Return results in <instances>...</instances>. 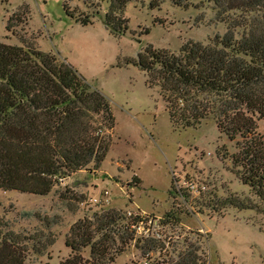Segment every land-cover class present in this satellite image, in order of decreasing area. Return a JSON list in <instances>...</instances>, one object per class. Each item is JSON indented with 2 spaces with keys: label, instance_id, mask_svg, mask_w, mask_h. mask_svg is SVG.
<instances>
[{
  "label": "rangeland",
  "instance_id": "374dc122",
  "mask_svg": "<svg viewBox=\"0 0 264 264\" xmlns=\"http://www.w3.org/2000/svg\"><path fill=\"white\" fill-rule=\"evenodd\" d=\"M229 1L130 0L121 14L127 29L114 36L104 23L108 0H0V41L17 46L29 41L64 59L106 97L114 117L99 168L90 164L45 196L0 190V216L22 238L25 264H56L67 257L71 225L110 208L161 221L174 209L179 220L154 222L148 235L135 233L165 242L162 251L143 256L132 241L111 264L177 259L188 243L199 247L204 264H264V216L233 204L258 203L234 173V142L218 132L212 116L196 127L174 128L158 88L148 87L146 73L133 61L147 45L177 53L188 40L205 44L230 27L240 32L238 25L251 12L230 9ZM85 16L91 24L76 20ZM258 130L264 133V120ZM189 180L196 192L188 190ZM177 188L188 194L177 196ZM88 253L86 248L83 254Z\"/></svg>",
  "mask_w": 264,
  "mask_h": 264
},
{
  "label": "trees",
  "instance_id": "16d2710c",
  "mask_svg": "<svg viewBox=\"0 0 264 264\" xmlns=\"http://www.w3.org/2000/svg\"><path fill=\"white\" fill-rule=\"evenodd\" d=\"M108 1L104 23L119 36L127 29L121 14L130 0ZM229 2L230 9L251 12L238 25L240 32L230 27L205 44L188 40L177 53L147 45L133 61L146 73L148 87L158 88L174 128L196 127L213 117L218 132L234 142L230 158L236 177L258 201L252 207L238 201L234 207L264 216V133L258 130V121L264 120V0ZM76 20L92 23L88 16ZM24 42L0 41V190L45 196L90 164L100 167L114 117L106 97L68 62ZM138 220L113 208L83 216L69 228V254L56 264H111L132 241L143 256L165 249L158 239L135 237L130 224ZM161 222H179L175 210ZM7 227L0 216V264H25L22 238ZM198 249L188 243L177 259L156 264H204Z\"/></svg>",
  "mask_w": 264,
  "mask_h": 264
},
{
  "label": "built area",
  "instance_id": "2783aa9c",
  "mask_svg": "<svg viewBox=\"0 0 264 264\" xmlns=\"http://www.w3.org/2000/svg\"><path fill=\"white\" fill-rule=\"evenodd\" d=\"M206 154L209 155V156H212V154L214 155V152L212 153L211 151H207ZM187 187H188V190H190V193L196 192V190L198 189L197 186L195 185V183L193 181H190V180L187 183ZM107 194H108V192L107 191H104V195H106L105 198H104V200L106 202H108V200H107V198H108L107 197ZM176 194L179 197H185L188 193H183V190H180L179 188H177ZM190 195H188V196H190ZM125 216L129 220L134 219L136 216L137 217L138 216L140 217V220H138L136 222H131V224H130V227L135 230V233L138 232V231H144V234L145 235H148V231H149L148 226L150 224L154 223V222H156V224H159V225L162 226L161 219L160 218H158V219L155 218L154 219L152 217H142V215L137 214V213H132L130 211H128ZM143 264H148V262L145 261Z\"/></svg>",
  "mask_w": 264,
  "mask_h": 264
}]
</instances>
